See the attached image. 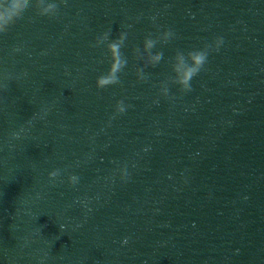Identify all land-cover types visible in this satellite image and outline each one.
I'll return each mask as SVG.
<instances>
[{
  "label": "clouds",
  "instance_id": "9594fccd",
  "mask_svg": "<svg viewBox=\"0 0 264 264\" xmlns=\"http://www.w3.org/2000/svg\"><path fill=\"white\" fill-rule=\"evenodd\" d=\"M33 2V0H0V31L5 29L11 22L18 19L25 11L26 8ZM36 7L39 14L54 15L57 10V0H35ZM153 19H155L153 17ZM111 27L106 29L95 41L97 46L104 44L110 59V64L106 73L100 74L96 78V86L103 87L109 83H115L119 79L120 71L127 65L128 58L123 54L122 48L124 47L126 35L125 31H120L118 35L112 37ZM173 32L171 29H166L160 34V39L164 42L169 41ZM224 38L217 36L211 45L205 44L200 48H193L188 51L177 50L170 62V76L167 80L161 83L159 92L163 96L169 93V82L178 86L183 92H188L192 88V80L198 75L204 66L210 48L219 49L223 44ZM157 40L152 36L145 37L142 48H137V54L144 59V63L136 67V74L139 79L146 77V65L158 64L162 57V51H153L156 46ZM125 104L119 101L117 105L118 112L125 111ZM122 174L126 169H121ZM50 178H55L59 175V169H53L48 173ZM69 181L72 184L78 182L79 177L75 174L69 176ZM126 242V240H125Z\"/></svg>",
  "mask_w": 264,
  "mask_h": 264
}]
</instances>
